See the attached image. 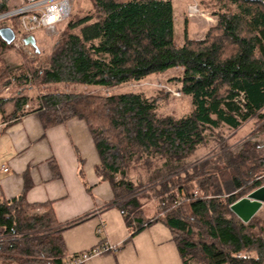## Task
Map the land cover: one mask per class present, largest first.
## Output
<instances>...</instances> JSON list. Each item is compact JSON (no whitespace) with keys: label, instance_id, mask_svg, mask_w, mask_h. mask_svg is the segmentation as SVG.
<instances>
[{"label":"trees","instance_id":"trees-1","mask_svg":"<svg viewBox=\"0 0 264 264\" xmlns=\"http://www.w3.org/2000/svg\"><path fill=\"white\" fill-rule=\"evenodd\" d=\"M89 1L96 17L63 23L49 67L30 68L33 78L45 85L112 88L176 71L172 80L181 82L191 110L162 114L156 98L137 91L51 92L36 109H28V94L2 91L26 83L29 72L16 71L4 60L11 44L0 36L4 120L39 111L45 126L70 118L85 121L101 158L96 171L111 184L113 204L131 236L162 222L183 264H264V226L254 232L255 216L247 224L230 209L264 185V142L247 139L235 150L223 134L252 118L263 121L264 130V0H220L217 22L206 36L191 38L185 29L182 42L176 39L173 0ZM13 7L0 0V13ZM212 140L218 146L187 170V159ZM135 166L146 169L151 181L161 178V190L155 189L161 195V218H145L138 198L131 196L134 185L126 177ZM29 186L15 198H0V264H62L73 256L65 253L62 231L89 214L60 224L51 204L26 201ZM39 206L45 210L39 212Z\"/></svg>","mask_w":264,"mask_h":264},{"label":"crops","instance_id":"crops-1","mask_svg":"<svg viewBox=\"0 0 264 264\" xmlns=\"http://www.w3.org/2000/svg\"><path fill=\"white\" fill-rule=\"evenodd\" d=\"M28 1L6 3L13 7ZM174 8L176 16L175 2ZM100 164L85 121L70 118L45 126L39 111L11 122L0 113V198L19 196L30 182L26 201L51 204L60 224L89 214L62 231L67 255L108 243L114 249L84 264H183L172 232L164 223H153L131 236L132 229L113 204L116 198L111 184L96 171ZM37 210L43 212L45 207Z\"/></svg>","mask_w":264,"mask_h":264},{"label":"rangeland","instance_id":"rangeland-1","mask_svg":"<svg viewBox=\"0 0 264 264\" xmlns=\"http://www.w3.org/2000/svg\"><path fill=\"white\" fill-rule=\"evenodd\" d=\"M173 1L176 4L177 12L176 39L179 42H182L183 40L185 29H187L190 37L203 39L206 36L208 29L216 24L217 17L214 15V12L219 10L222 3L220 0ZM195 3L198 4L200 12L189 16L188 5H193ZM232 7L234 8V6H231V8ZM87 14H91L96 17V13L93 10L90 1L76 0L73 6L72 15L68 21L77 20ZM4 24L5 23L3 21L0 22V27L4 26ZM62 32V29H60L56 34L51 36L45 34L44 32L37 33L36 38L40 52H36L33 46L27 47L12 43L11 48L4 52L2 56L10 66L15 68L16 71H19L18 67H21V70L22 68L26 71L28 70V81L26 83H22L20 87L13 85L10 87L7 85L4 89L0 88V90L2 89L3 92H6L5 94H14L16 93V90L19 89L23 93L25 92L28 94L29 98H31L29 106L27 107L28 109H36L41 103V97L44 94L51 92H78L87 95H109L116 92L137 91L143 92L148 97L156 98L159 102V111L162 114L180 116L191 110V101L189 97L181 91V82L178 80H172V78L177 74L176 71L163 75H151L143 80L130 81L112 88H87L70 84L45 85L39 83V81L33 78L32 72L29 69H45L49 67L50 54L55 43L61 39ZM0 87L2 86L0 85ZM177 92H181V95H178ZM262 122L259 121L258 118H252L245 122L237 130L225 128L223 130L224 140L227 141L228 144L235 150L239 149L243 142L247 139H256L257 141L263 143L264 133L262 131L264 130H261L263 126ZM216 144L217 143L212 140L208 146L199 149L192 157L187 159L184 167L188 170L194 163L205 159L208 155H210L212 149L218 146ZM126 178H128V181L132 182L134 185V190L131 196L138 198L141 205V215L145 218H161L163 216V213H161L163 207L161 205V195H159L158 192L157 194L155 192V189L161 190L160 185H157L161 178L155 182L151 181L149 180V176L146 175V169L144 172L143 169L136 168V166L134 169L130 170L129 175ZM121 192L122 190H118L119 194ZM120 196L121 195H119V197ZM124 200H126V198L120 201L122 202ZM251 223L254 224L253 226L256 225L253 231L257 233L260 231V228L264 226V205L255 215V219H253Z\"/></svg>","mask_w":264,"mask_h":264},{"label":"built area","instance_id":"built-area-1","mask_svg":"<svg viewBox=\"0 0 264 264\" xmlns=\"http://www.w3.org/2000/svg\"><path fill=\"white\" fill-rule=\"evenodd\" d=\"M76 0H31L13 7L5 13H0V22L6 21L7 25L15 32V45L31 47L24 43L28 35H37L44 32L47 35H54L59 31L60 26L72 15L73 6ZM198 4L188 5L189 16L200 12ZM181 95V92H177ZM29 104L26 105L28 107ZM8 171V167L2 168ZM114 249L108 243L99 244L93 248L83 250L73 256H69L62 264H82L88 259L98 256L106 251ZM50 264H56L51 262Z\"/></svg>","mask_w":264,"mask_h":264},{"label":"water","instance_id":"water-1","mask_svg":"<svg viewBox=\"0 0 264 264\" xmlns=\"http://www.w3.org/2000/svg\"><path fill=\"white\" fill-rule=\"evenodd\" d=\"M0 36L8 44H12L15 40V32L9 26L0 27ZM24 43L35 48L36 52H40L35 35H28L24 38ZM264 205V185L254 189L246 196L239 198L230 205V209L243 222H249Z\"/></svg>","mask_w":264,"mask_h":264},{"label":"bare ground","instance_id":"bare-ground-1","mask_svg":"<svg viewBox=\"0 0 264 264\" xmlns=\"http://www.w3.org/2000/svg\"><path fill=\"white\" fill-rule=\"evenodd\" d=\"M15 7H16V6H15ZM11 9H12V8H11ZM9 10H10V9H9ZM9 10H8V11H9ZM6 12H7V11H6ZM3 13H5V12H3ZM3 22L5 23L4 26H8L6 21H3Z\"/></svg>","mask_w":264,"mask_h":264}]
</instances>
